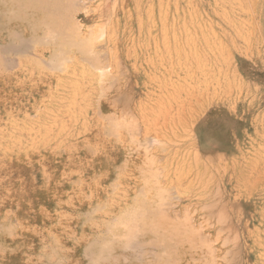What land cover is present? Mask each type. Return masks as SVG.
<instances>
[{"label": "rangeland", "instance_id": "1", "mask_svg": "<svg viewBox=\"0 0 264 264\" xmlns=\"http://www.w3.org/2000/svg\"><path fill=\"white\" fill-rule=\"evenodd\" d=\"M0 264H264V0H0Z\"/></svg>", "mask_w": 264, "mask_h": 264}, {"label": "bare ground", "instance_id": "2", "mask_svg": "<svg viewBox=\"0 0 264 264\" xmlns=\"http://www.w3.org/2000/svg\"><path fill=\"white\" fill-rule=\"evenodd\" d=\"M51 45V44H50ZM87 77V76H86ZM80 78V77H79ZM83 84V83H82ZM74 87V86H73ZM72 89V88H71ZM72 104V103H71ZM76 111V110H75ZM167 112V111H166ZM74 128V127H73ZM79 134V133H78ZM8 143V142H7ZM11 143V142H10ZM13 145V144H12ZM6 146V145H5ZM7 147V146H6ZM8 148V147H7ZM3 149V148H2ZM4 150V149H3ZM5 150H7V149H5ZM9 150V149H8ZM10 151V150H9ZM5 152V151H4ZM6 153V152H5ZM161 199V198H160ZM133 216V215H132ZM134 219H135V217H134ZM144 219V218H143ZM139 220V219H138ZM133 226V225H132ZM133 232H134V230H133ZM174 236V235H173ZM166 237V236H165ZM175 237V236H174ZM130 238V237H129Z\"/></svg>", "mask_w": 264, "mask_h": 264}]
</instances>
